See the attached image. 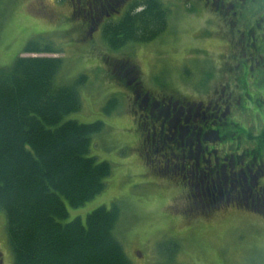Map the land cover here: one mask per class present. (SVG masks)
Segmentation results:
<instances>
[{
    "label": "rangeland",
    "instance_id": "obj_1",
    "mask_svg": "<svg viewBox=\"0 0 264 264\" xmlns=\"http://www.w3.org/2000/svg\"><path fill=\"white\" fill-rule=\"evenodd\" d=\"M238 1L244 2L241 21L232 29L231 24L214 14L215 8L204 12L194 0H161L170 10L168 30L155 42L130 43L113 51L103 38L104 24L88 33L85 23L69 17V2L0 0V68L8 69L32 42L52 46L54 54L41 56L62 61L57 84L69 85L86 78L78 86L81 109L66 115L62 123L103 124V131L91 138L88 156L98 163H108L111 176L104 181L101 194L83 206L74 208L64 202L68 217L60 222L81 219L84 223L92 211L110 209L116 204L120 219L114 236L130 264H264V218L231 206L209 214L188 210L186 190L178 179L158 176L149 161L151 156L142 157L137 117L133 114L139 103L133 104L138 92L132 88L138 81L130 82L133 74H126L115 64L126 60L136 68L142 97L148 92L156 98L184 95L192 103L204 102L213 88L221 84L227 82L234 88L232 66L236 59L231 53L240 58L243 51L239 47L244 42H258L260 50L251 60L262 63L249 62L253 68L247 77L251 87L248 99L243 97L246 103H255L257 95L264 92V0ZM118 19L120 16H115L112 21ZM251 29L255 31V41L248 34ZM240 33L248 38H241ZM235 72L240 75L238 70ZM243 92L239 90L238 96L247 93ZM261 100L264 101V95ZM109 101L112 105L107 107ZM236 113L233 120L237 125L220 129V134H227V138L218 147L232 145L238 150L259 144L255 137L264 114L258 112L250 118V113ZM260 144L264 160V145ZM260 178L264 184L262 175ZM5 224L0 212L1 262L13 264Z\"/></svg>",
    "mask_w": 264,
    "mask_h": 264
},
{
    "label": "trees",
    "instance_id": "obj_2",
    "mask_svg": "<svg viewBox=\"0 0 264 264\" xmlns=\"http://www.w3.org/2000/svg\"><path fill=\"white\" fill-rule=\"evenodd\" d=\"M138 6L142 10L137 11ZM169 14L159 0H147L104 24L105 43L116 51L130 43L154 42L168 30ZM54 53L52 46L32 42L22 52L29 56L19 54L8 69L0 68V212L6 219L12 262L130 264L114 236L120 219L116 204L92 211L84 223L60 222L68 217L64 202L83 206L101 194L112 171L108 163L88 156L92 136L103 131L100 121L62 123L66 115L81 109L78 86L86 78L57 84L62 61L41 56ZM115 64L133 74L130 82L137 79L133 92L142 91L136 68L126 60ZM111 105L109 101L107 107ZM260 143L264 145V133ZM141 155L146 157L144 151ZM177 159L174 167L153 169L182 184L173 169L180 164V156Z\"/></svg>",
    "mask_w": 264,
    "mask_h": 264
},
{
    "label": "flooded vegetation",
    "instance_id": "obj_3",
    "mask_svg": "<svg viewBox=\"0 0 264 264\" xmlns=\"http://www.w3.org/2000/svg\"><path fill=\"white\" fill-rule=\"evenodd\" d=\"M64 1L69 2L71 6L69 17L85 23V29L90 33L112 21L115 16L122 18L126 12L147 0ZM194 1L204 9V12L215 8L214 14L231 24L232 29L241 21L239 16L243 9V1ZM163 7L166 8L164 5ZM136 8L137 11L142 10L141 6ZM229 13L231 14L228 16ZM251 32L253 29L248 31V34L255 41V31ZM239 36L243 39L248 38L244 33H240ZM258 46V42L252 45L244 42L243 46L239 47L243 51L240 58L229 51L233 59H236L232 66L235 86L232 89L226 82L217 89L213 88V92L209 91L210 97L206 96L207 100L204 102L192 103L190 98L184 95L176 98L175 95H163L156 98L148 92L142 97L143 91H139L133 99V104L139 103L133 114L137 117L135 125L138 127L144 156H151L149 161L156 168H161L164 164L174 167L175 161H178L177 157L181 158L180 164L176 163L177 167L173 169L175 172L178 171L181 186L186 190L184 199L188 210H200L203 214H209L231 206L253 211L264 218V184L260 181L261 175L264 178V160L260 154L262 145L257 143L253 147H239L238 150L232 145L227 148L217 145L227 138V134L226 136L220 134V129L230 124L237 125L233 120L236 112L243 116L250 113V118L258 112L264 114V101L261 100L264 92L257 95L255 103L248 104L244 101L248 99L251 87L247 77L249 78L250 71L253 70L248 64L252 62L251 57L257 56L260 50ZM260 61L252 62V65L262 63ZM237 70L239 76L235 72ZM239 90L247 93L242 94V97L238 96ZM262 123L258 137H255L258 141L264 133V121ZM148 162L146 161L147 164Z\"/></svg>",
    "mask_w": 264,
    "mask_h": 264
}]
</instances>
